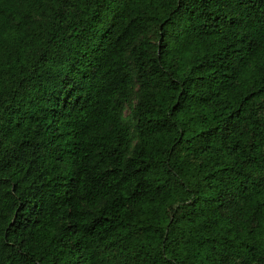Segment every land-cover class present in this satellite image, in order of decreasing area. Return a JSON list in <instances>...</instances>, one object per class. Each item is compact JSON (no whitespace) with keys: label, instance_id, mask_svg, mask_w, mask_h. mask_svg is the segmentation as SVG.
Listing matches in <instances>:
<instances>
[{"label":"trees","instance_id":"obj_1","mask_svg":"<svg viewBox=\"0 0 264 264\" xmlns=\"http://www.w3.org/2000/svg\"><path fill=\"white\" fill-rule=\"evenodd\" d=\"M0 264H264V0H0Z\"/></svg>","mask_w":264,"mask_h":264},{"label":"rangeland","instance_id":"obj_2","mask_svg":"<svg viewBox=\"0 0 264 264\" xmlns=\"http://www.w3.org/2000/svg\"><path fill=\"white\" fill-rule=\"evenodd\" d=\"M131 111H132V107H127V109L125 110L124 117H125L126 120H130Z\"/></svg>","mask_w":264,"mask_h":264}]
</instances>
